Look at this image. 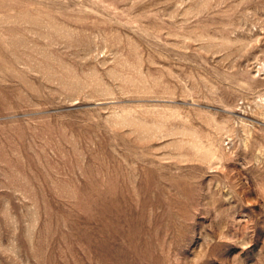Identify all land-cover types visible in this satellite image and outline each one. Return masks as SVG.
<instances>
[{
    "label": "rangeland",
    "instance_id": "1",
    "mask_svg": "<svg viewBox=\"0 0 264 264\" xmlns=\"http://www.w3.org/2000/svg\"><path fill=\"white\" fill-rule=\"evenodd\" d=\"M0 264H264V0H0Z\"/></svg>",
    "mask_w": 264,
    "mask_h": 264
}]
</instances>
